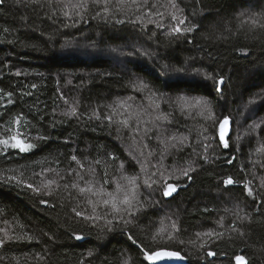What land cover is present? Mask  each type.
Masks as SVG:
<instances>
[{
  "label": "trees",
  "instance_id": "trees-1",
  "mask_svg": "<svg viewBox=\"0 0 264 264\" xmlns=\"http://www.w3.org/2000/svg\"><path fill=\"white\" fill-rule=\"evenodd\" d=\"M17 133L34 147L0 145V264H264V0H0Z\"/></svg>",
  "mask_w": 264,
  "mask_h": 264
},
{
  "label": "snow or ice",
  "instance_id": "snow-or-ice-1",
  "mask_svg": "<svg viewBox=\"0 0 264 264\" xmlns=\"http://www.w3.org/2000/svg\"><path fill=\"white\" fill-rule=\"evenodd\" d=\"M180 23H183V21H180ZM175 30H176V31H180V29H179L178 27H177ZM187 31H192V29L189 28V29H187ZM65 47L68 48V49H71V48H72L71 45H66ZM67 54H73V55H74V54H77V53L69 52V53H67ZM219 83L222 84V83H223V80L221 79V80L219 81ZM142 86H145V87H146V85H142ZM9 95H11V94H9ZM197 103H199V101H197ZM157 107H159V105H157ZM97 118H99V117H97ZM107 119H108L109 121H111V120H112V117L109 116V117H107ZM158 119H159V117H158ZM16 123H17V124L20 123L19 119L16 121ZM120 123H122V124L125 125V126H129V120H128V119H124V120L121 121ZM228 124H229V120H228V118H225L224 121H223V123L221 124V128L223 129L224 126H225V125H228ZM137 130H138V129H137ZM221 138H223V137H221ZM10 141H11V143H10ZM0 145L9 146V147H11L12 149H17V150H19V152H21V153L29 152V151L34 147L33 144H31V143H27V142H25V140L21 139L20 136H19V133L15 134V135H11L9 139L0 140ZM224 147H225V148L228 147V143H227V141L224 142ZM71 159H72L73 161H76V160H77V157H76V156H72ZM229 163H231V161H229ZM79 166H80L81 168L84 167L83 164H80ZM185 174H186V173H185ZM52 183H54V181H51V180H50V181H49V184H52ZM223 184H224L225 186L232 185V184H234V181H233V179H232L231 177H229L228 179H226V180L223 181ZM28 186H29V187H32V185H28ZM75 186H76V185L73 184V187H75ZM146 186H147V187H151L152 185H151V184H147V182H146ZM118 187H119V186H118ZM80 191H81V192H84V191H91V188H88V189L81 188ZM175 191H176V187H175L174 185H172V184H168V185L166 186V188L164 189V191H163V195H164L165 197H168V196H171L172 193L175 192ZM247 192H248L249 195H251V194H252V189H251V188H247ZM134 199H135V190L133 189L132 194L129 195V194L126 193V194L124 195V197H123L122 202H121L122 205H123V208H124V212H125L128 216H130V217H132V218H135V217H134V213H133V211H132V210L135 208V205L133 204V200H134ZM104 203H105V205H108L109 203H111V206H112V208L114 209V211H115L117 214H119V212H120V208L117 207V205H116V203H115L114 201H108V200H105ZM77 215H81V213H77ZM94 218H95V217H92V216L87 217V219H90V220H91V219H94ZM124 223H129V221H124ZM75 238H76L77 240H79V239H82L83 237H81V236H76ZM131 238H132L131 235H129V239H130V240H131ZM133 243H135V241H133ZM3 244H4V241H3V240H0V247H2ZM143 254L145 255V259H146V260H154L156 257H162V256H165V255H166L168 258H176V259H181V260L184 259V257L180 256V254H179L178 252H170V253H166V254H165V253H161V252H158V251H154V252H151V253H143ZM206 255L209 256V257H211V256H215L216 253L209 251V252L206 253ZM236 260H237L238 262H243V264H247V262H246V260H245V257H243V256H237V257H236Z\"/></svg>",
  "mask_w": 264,
  "mask_h": 264
},
{
  "label": "water",
  "instance_id": "water-1",
  "mask_svg": "<svg viewBox=\"0 0 264 264\" xmlns=\"http://www.w3.org/2000/svg\"><path fill=\"white\" fill-rule=\"evenodd\" d=\"M161 253H170L169 251H161ZM152 264H186L184 259L168 258L166 255L162 257H156L151 260Z\"/></svg>",
  "mask_w": 264,
  "mask_h": 264
},
{
  "label": "rangeland",
  "instance_id": "rangeland-1",
  "mask_svg": "<svg viewBox=\"0 0 264 264\" xmlns=\"http://www.w3.org/2000/svg\"><path fill=\"white\" fill-rule=\"evenodd\" d=\"M257 18V17H256ZM227 135H228V129L226 128V125L224 126V128L222 129V133H221V137L222 140L225 142L226 138H227Z\"/></svg>",
  "mask_w": 264,
  "mask_h": 264
},
{
  "label": "bare ground",
  "instance_id": "bare-ground-1",
  "mask_svg": "<svg viewBox=\"0 0 264 264\" xmlns=\"http://www.w3.org/2000/svg\"><path fill=\"white\" fill-rule=\"evenodd\" d=\"M162 251H167V250H162ZM159 252H161V251H159ZM169 252H172V251H169ZM181 256V255H180ZM185 260V259H184ZM150 262H151V260H150ZM186 262V261H185ZM152 264V263H151Z\"/></svg>",
  "mask_w": 264,
  "mask_h": 264
}]
</instances>
